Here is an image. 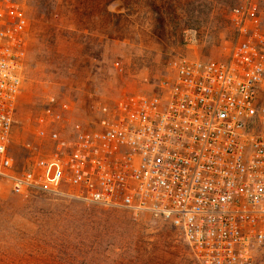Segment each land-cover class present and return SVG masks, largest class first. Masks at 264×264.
I'll return each mask as SVG.
<instances>
[{
	"label": "built area",
	"instance_id": "built-area-1",
	"mask_svg": "<svg viewBox=\"0 0 264 264\" xmlns=\"http://www.w3.org/2000/svg\"><path fill=\"white\" fill-rule=\"evenodd\" d=\"M221 60L176 58L150 94L96 104L64 138L37 119L42 148L22 164L7 145L26 50L22 8L0 0V184L146 212L176 228L199 264H255L264 244V28L252 0L230 10ZM66 109V105H62Z\"/></svg>",
	"mask_w": 264,
	"mask_h": 264
},
{
	"label": "rangeland",
	"instance_id": "rangeland-1",
	"mask_svg": "<svg viewBox=\"0 0 264 264\" xmlns=\"http://www.w3.org/2000/svg\"><path fill=\"white\" fill-rule=\"evenodd\" d=\"M26 18V50L7 151H40L38 117L61 113L64 138L90 126L96 104L150 94L176 58L221 60L243 0H10ZM264 28V0H252ZM110 14V15H109ZM264 84L261 96L264 98ZM66 105V109L62 108ZM264 264V244L253 253ZM0 264H199L180 232L146 212L0 184Z\"/></svg>",
	"mask_w": 264,
	"mask_h": 264
},
{
	"label": "trees",
	"instance_id": "trees-1",
	"mask_svg": "<svg viewBox=\"0 0 264 264\" xmlns=\"http://www.w3.org/2000/svg\"><path fill=\"white\" fill-rule=\"evenodd\" d=\"M110 15V14H109ZM262 92V91H261ZM261 92H260V98H261V100H264V98L261 96ZM264 94V93H263Z\"/></svg>",
	"mask_w": 264,
	"mask_h": 264
}]
</instances>
